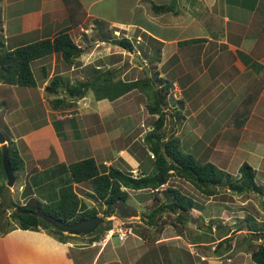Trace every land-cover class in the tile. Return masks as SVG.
Instances as JSON below:
<instances>
[{"label":"crops","instance_id":"crops-1","mask_svg":"<svg viewBox=\"0 0 264 264\" xmlns=\"http://www.w3.org/2000/svg\"><path fill=\"white\" fill-rule=\"evenodd\" d=\"M79 1L86 16L82 23L71 27L67 32L74 43L81 47L80 55L70 64L64 62L58 53L33 60L30 68L35 86L32 87L0 81V98H3L0 99V112L4 107L2 105L12 102V99L16 101L15 108L3 112V119L12 141L17 144L15 146L24 160L22 172L27 176L31 195L35 197L42 195V199L54 192L44 190L49 183L56 181V190L70 183L67 165L85 158H92L99 170L116 168L130 173L132 177L146 174L152 168L151 165L144 164V159L152 161V158L151 152L145 149L143 137L153 125L147 126L146 130L143 129L138 134L135 130L145 126L143 110L154 119L157 114L148 113L146 102L143 103L141 97L138 98L136 90L129 91L114 100L96 99L94 95L91 99L92 97L86 93L82 97L75 98L66 91L78 82L85 81L88 84L87 81L92 75H105L107 72L115 75L113 81L122 78L126 81L135 80L139 77L138 71L142 68L133 61L134 55L145 65L147 64L139 49L130 55L129 62H124L123 56L126 50L113 44L114 37L93 39L91 28L92 23L97 19L105 22L109 28H116L113 30L115 33L126 30V25L122 21L101 20L96 14L93 15L91 8L97 0H89L87 6L85 0ZM177 2L178 0L176 4ZM186 2L180 15L172 14L165 18L166 12H150L153 21H161L164 24L159 26V29L148 31L142 23L130 26L138 30L136 37L141 40L138 44L143 46L146 44L142 32L162 43L160 58L156 61V71L158 77L170 83L169 91L174 88V91H184L194 83L197 86L195 92V96L199 97L197 108L188 107L190 106L188 100L191 97L188 93L185 100H179L182 101L181 104L175 101L170 103L167 95V105L164 109L167 112L174 113V110L179 112V118L169 116L167 120L170 123L181 120V124L179 123L181 126L172 128L170 133L176 135L175 131L182 130L190 135V140L194 139L198 143L203 137L204 129L201 127L203 118L208 120V117L212 119L221 116L224 111L223 104L230 105L232 99H242L257 76L261 77L264 74V22L259 19L261 14H264V0H191L188 6ZM203 11L211 12L223 19L224 30L220 39H214L195 17V13ZM241 11L245 12L247 19L243 20L244 14ZM87 19L88 28H84L83 24ZM68 24L62 0H0V50L12 51L27 43L52 38ZM162 29L188 31L195 33L196 36L167 37L162 33ZM216 29L214 26V32ZM96 33L100 32L96 30ZM195 37H205L207 40L200 44L178 46V41ZM239 52L249 57L251 64H244L238 56ZM146 67L148 68V65ZM144 73L146 76L150 75L149 69L148 75L145 71ZM54 75L62 77V86L56 92H48L46 86ZM211 84L216 87L208 93L209 88L214 87H210ZM155 87L159 86L154 85ZM229 87H236L239 90L244 88V93L235 92L237 93L235 94L232 89L227 90ZM213 94L215 95L212 96ZM204 96H211V100H217V104L203 105L201 101ZM57 98L63 99V102L56 103L53 107L51 101ZM132 101L139 106L136 112L138 117L131 128L123 130L119 125L125 119L132 118L127 113ZM237 104L235 103V109ZM229 117L231 116L227 119ZM230 119L228 122L230 121L231 127H237L239 132L235 133L236 140L232 138L233 131L230 133L228 143L230 142L231 147L228 150L226 149L228 145H225L223 152L227 154L229 151V157L237 160L241 157V162H247L255 170L257 183L264 184V84L243 125L236 126ZM223 123L224 120L221 124ZM188 124L190 126L185 127L184 130L183 127ZM191 124L194 125L193 128ZM14 128L20 129L19 132L17 131L18 134H13L11 129ZM198 130H200L199 134ZM137 146L142 149V155L136 152ZM202 146L205 150H210L209 144L203 143ZM204 160L210 161L208 158L202 161ZM214 164L228 170L224 168V163ZM80 184L83 183H73L74 190L76 186L81 187ZM121 188L128 191V195L129 191H141ZM11 189L12 187L10 191ZM38 192L41 194H37ZM75 192L84 201L83 196L86 195L82 196L76 190ZM135 201L139 205V201L136 199ZM2 202L0 200V204ZM87 206L89 207L88 204ZM133 208L139 215V210ZM196 211L203 219V214L197 209ZM140 216L144 221L146 220L143 215ZM206 223L192 219L187 222L181 234L175 233V229L170 226L171 231L163 228L157 234L153 233V230L148 234L145 233L146 239L139 234L144 233V230L129 229V232H135L131 233L130 242H135L136 245L129 242L130 246L127 244L118 250L108 246L112 236H104V238L102 236V240L99 238L90 242L88 235L70 234L59 238L42 228L29 230L10 227V230L0 233V264H256L251 259V251L256 248L255 243H260V239L251 237L252 239L248 240L246 229L234 231L232 228L231 232L234 233L225 236L231 237L228 243L219 244V241L225 237L207 239V236H213L211 232L215 229L213 226L211 232L205 235L203 229ZM144 226L146 227L145 224ZM115 228L117 227L112 229ZM127 236L126 233L124 239L118 240L124 242ZM80 238L87 239L81 241Z\"/></svg>","mask_w":264,"mask_h":264},{"label":"trees","instance_id":"trees-1","mask_svg":"<svg viewBox=\"0 0 264 264\" xmlns=\"http://www.w3.org/2000/svg\"><path fill=\"white\" fill-rule=\"evenodd\" d=\"M67 13L68 26L58 31L52 38H44L31 43L24 44L22 46L14 48L12 51L0 50V79L7 84H16L18 86H35V79L33 77L30 63L38 58L46 56L51 53H58L64 62L70 64L75 60L81 53V47L69 36L67 30L71 27L78 26L84 20L86 12L83 9L82 4L79 0H62ZM152 4V8L155 13H164L167 10H175L176 6L172 7L169 4L156 5ZM175 15L178 14L174 11ZM195 17L202 23L207 32L211 34L214 39H220L221 33L224 30L223 19L217 15L208 12H197ZM98 24L97 29L100 32L98 35L104 36L101 32L100 25L102 21L95 20ZM216 26L214 32L213 27ZM220 31V35L216 34ZM144 39L155 47L149 51L143 50L142 45L138 44L140 54L146 59L148 67L150 64L158 61L160 58V46L161 42L149 35L141 33ZM205 37H195L178 41V46H184L189 44H200L206 41ZM113 44L118 45L128 52L134 51V44L130 38L120 37L119 39H113ZM238 56L242 62L246 65L251 64L249 57L239 52ZM144 72V71H143ZM155 77L150 78V75L144 76L142 79H135L132 81H122L120 79L113 81V73L107 72L105 75H92L88 84L92 85L93 93L96 99L109 98L114 100L123 94L133 90L139 89L140 83H146L152 87V96L148 100L151 102L147 106V111L150 114H157V117L152 122V128L147 131L143 137V141L146 147H149L153 154L152 160L154 164L151 171L132 177L128 172H122L116 168H110L107 171L99 170L98 165L92 158H85L79 161L69 163L67 170L70 177V183L60 186L56 191L52 193V196L46 198V202L37 199L32 196V191L28 185L22 188L23 199L17 201V204L13 202H4L0 204V211L4 208H8L9 205H13L14 208L10 211L9 217L15 220L20 229L37 230L38 228L46 229L55 236L62 238L69 236L70 233H63L48 221L45 217L54 218L64 223H73L80 218H88L95 216L97 210L93 207H88L86 203L77 195L73 188V183H85L88 182L91 185L89 191H85L84 194L93 199L96 203H103L106 205L104 213L112 214L115 209L113 204L119 200L126 202L128 197V191L122 189L124 187L130 190H149L151 192V206L148 208V212L145 213V222L147 226L156 225L157 219L162 213L170 212L174 215L173 223L171 225L175 228L178 234H181L185 229L188 221L196 219L201 221L199 215L193 214L192 209H198L195 200L182 193L177 188L170 186L168 181L171 177L175 176L178 178L185 179L191 183L199 192L211 196L223 190V186H227L229 191L237 194L254 191L261 195V185L255 182V170L245 161L241 162L237 169V177L225 169H221L214 163L201 159H198L192 153L185 151L182 148L180 138L173 132L167 134L164 129L165 122L169 116H176L179 118V112L174 111L167 112L164 107L167 105V95L169 94L170 83L158 77V72L155 70ZM78 82L77 84L67 88V93L71 96L82 97L86 89H82L78 93L79 86L84 83ZM63 79L60 75H54L50 78L46 90L48 92H56L61 88ZM258 87L253 88L245 95L243 101L239 103L235 109V122L236 126L241 127L253 106L263 84L264 74L257 81ZM154 85L159 86L155 87ZM139 87V88H138ZM9 93L11 91L9 90ZM54 107L56 103H62L63 99H54L51 101ZM178 103L182 101L177 100ZM5 103V102H3ZM3 109L0 112V130H3L7 139V157L6 160L9 162L14 174L15 181L18 179L17 175L20 170L24 168V160L19 153L18 148L13 145L12 137L10 132L3 121L2 113L5 110H11L17 106L14 99L12 102L2 105ZM64 106V105H63ZM244 114L241 119L237 118L238 114ZM176 114V115H175ZM245 118V119H244ZM2 128V129H1ZM162 148H164L166 154L170 156V160H167ZM0 191L4 189L6 182V175L3 168V157L0 146ZM213 185L214 188L210 187ZM163 187V197H158L159 188ZM155 190V192H154ZM37 212V213H35ZM38 212H42L43 216L39 215ZM250 216L244 218L246 220V227L248 234L246 239L251 240L250 233L257 235L258 239L264 238V224L259 226L255 222L250 223ZM2 219V216H0ZM252 219V218H251ZM243 221V220H242ZM253 224V225H252ZM120 225L116 220L107 221L106 224H99L97 231H92L87 234L90 238V242L97 241L100 235L109 229ZM200 226V225H199ZM218 230L220 224H215L214 220H210L205 224L204 232L208 235L211 232L212 227ZM201 228V227H199ZM236 230L242 229L237 225ZM244 228V227H243ZM9 228H4L0 233L8 231ZM144 239L147 236L144 233H139ZM231 237H225L219 241L228 243ZM261 243V242H260ZM258 243L256 248L251 251V259L256 264H264V244Z\"/></svg>","mask_w":264,"mask_h":264},{"label":"rangeland","instance_id":"rangeland-1","mask_svg":"<svg viewBox=\"0 0 264 264\" xmlns=\"http://www.w3.org/2000/svg\"><path fill=\"white\" fill-rule=\"evenodd\" d=\"M88 1L89 0H85L86 6L88 5ZM185 2H186V0H184V1L178 0L177 8L175 10H167V12H166L167 14H166L165 18L174 14L175 13L174 11H178L176 13H178V15H180L183 12L182 9H183ZM151 3H154L156 5H158V4L159 5L169 4V0H97L91 8V13L93 15L96 14V16L101 18V20L103 19L106 21H122L126 25V28H125L126 30H120L117 33H115V32H113V30H115L116 28H109L105 22H102L99 25H100L101 32L103 33L104 36H101V35L99 36L98 33H96V30H98L97 29L98 24L92 23V28H91L92 29V31H91L92 38L93 39H95V38H110V36L114 37V39H119L120 37H126V36L131 38V40L134 44V47H135L134 51H132V52L125 51V54L123 56L124 62H129L130 61V55H132L133 52H135V53L137 52L138 47H139L138 43H141L140 38L136 37L138 34V30H134V28H132L130 25L142 23L143 25L146 26V30L151 31V32L156 30V29H159L158 28L159 26L160 27L164 26V24H162L161 21H159V22H155V20L153 21V18L150 14V12L151 13H152V11L154 12ZM190 3H191V0H187L186 5L190 4ZM242 13L244 14L243 20L247 19L245 12H242ZM262 14H261V17L259 19H261L264 22V20H263L264 14L263 15ZM181 17H183V16L181 15ZM88 19H90V18H88ZM88 19L83 24L84 28H88L87 27L89 24ZM176 30L177 29H175L174 31L168 30V29H162V33H164V35L167 37L168 36H170V37H172V36H176V37L177 36H187V37L188 36H196L195 33H189L188 31L181 32V30H177V31ZM197 30L201 32L200 29H197ZM179 32H181V33H179ZM145 33L143 32V34H145ZM216 34L220 35V31H217ZM83 44H86V43H83ZM154 47H155L154 45L149 44L147 41H146V44H144V46L142 45V49L149 51V53H150L151 49ZM146 65H148V63ZM156 68H157V62L155 64H153V63L150 64L149 67L147 68L150 71V78L151 79H153L155 77L154 72H155ZM138 74H139V77L136 79H142V78H144V76H146V75H144L145 73L143 72L142 69H140L138 71ZM128 76H129V74H128ZM166 77H168V75H166ZM259 78L260 77L257 76L256 81H254L253 85H251L249 87L248 91H250L253 88L258 87L257 81ZM0 81H2V80L0 79ZM122 81H126V80L124 78H122ZM129 81H131V80H129ZM85 83L86 82H84L82 84H85ZM138 86H140V88L139 87L138 88L141 89V90H139V92H138V89H133V90L137 91L136 93H138V98L141 97L142 102L143 103L146 102V104L148 106L149 103L151 104V102H150L151 100L149 101V103H148V100L152 96V87L147 85L146 83H142V84L140 83ZM212 86H214V85L211 84L210 87H212ZM215 87L216 86H214L213 88H209L210 91L208 93L212 92ZM236 87H237V85H236ZM236 87L235 88L229 87V88H227V90L229 89V91H230L232 89V91L234 93L237 92L238 94L244 93V88L242 90H239V89H236ZM85 89L87 91V92H85L86 95L87 94L90 95L92 97L91 99H93L94 93H93L92 85L85 87ZM174 89H171L169 91V94H168L169 95L168 98H169L170 103H172L173 101L177 102V100H180V99L185 100V96L188 95V93H189V95L191 97L188 100L190 102V106H188V107L194 106L195 108H197L199 97L195 96L196 95L195 92L197 91V86L195 85V83L190 88H188L187 90H184V91L183 90L174 91ZM248 91H247V93H248ZM140 92H141V94H140ZM237 93H235V94H237ZM214 95L215 94H213L212 96H214ZM75 98H78V96H75ZM211 98H212L211 96H207V97L204 96L201 102L203 103V105H206L207 103L217 104V102H216L217 100H213V99L211 100ZM0 99H3V98H0ZM242 99H239V100H237V98L232 99L230 101V105L223 104L224 107L222 106V108L224 109V111L222 114H220L221 116H219L218 118L212 117V119H211L208 117L209 121L206 118H203V120L201 122V127L204 129V132H203V137H202L201 141L198 142L200 144L196 143L197 141L194 139L190 140V135L183 132L182 130L180 132L175 131L176 135L180 138L182 148L185 151H188V152L192 153L193 155L199 154L197 156V158L199 157L202 160L204 158L205 159L208 158V159H210V161L212 163L214 162V163H217L218 165L224 163L223 164L224 168H227L228 169L227 171L235 177H237V174H238L237 173V169H238L237 166H238V163L241 162V157L238 160L236 158L234 159L233 157L230 158L229 157L230 156L229 151L226 154V152H223V149L225 150V145H228V148H226L228 150H229V147H231L230 142L228 143V141L230 140V133L232 131H233L232 132L233 133L232 138L236 140L235 133L239 132V129L237 127H235V128L233 127L234 128L233 129L231 127L232 125H230L231 124L230 121L228 122V119L231 118L230 120L232 122L237 121L235 119V117L233 116L235 113L234 107H235V103H238L237 104V106H238L239 103L243 101ZM193 103H194V105H193ZM229 106H230V109H229ZM138 107H139L138 104H136L133 101L131 102V108H128L127 113L129 114V116H132V118H130V120L125 119L124 121H122V124L119 125L123 130H126V128L129 129L134 125V120L138 117L136 115V112L138 111ZM226 108L228 110H226ZM139 113H140V111H139ZM142 114H143V120H144L145 126L143 128H141V127L136 128L135 133H137V134L140 133L143 129L146 130L147 126L148 127L151 126L152 122L154 120V117L148 116L145 110L142 111ZM228 116H231V117H229L227 119ZM232 116H233V118H232ZM2 117H3V113H2ZM242 117H244V114L239 113L237 115L238 119H241ZM223 120H224V123L221 124ZM3 121L5 122L4 119H3ZM189 121L190 120H188V122ZM179 123L181 124V120H178L177 123H170V122L166 121V128H165L166 132L170 133L172 128L180 127L181 125H179ZM32 125L34 126L33 123H32ZM35 126H36V124H35ZM188 126H190V125L188 124V125L184 126L183 127L184 130H186V128H188ZM191 127L193 128L194 125L191 124ZM197 127H200V126H197ZM175 129H177V128H175ZM11 130H13V134L15 135L16 133L18 134L20 129L18 130L16 128H14ZM1 131H3V130H1ZM177 132H178V134H177ZM199 133H200V130H198V134ZM216 135H219V137H217ZM223 136H224V138H223ZM203 143L205 145L209 144L210 150H208V149L205 150L203 148L204 145L202 146ZM6 145H7V142H6ZM13 145H17V144L13 142ZM138 146L136 147V152L141 153V155H142V149ZM145 149L151 152L149 147H147V148L145 147ZM217 151H219V152H217ZM220 153H223V155H220ZM228 158H230L231 161L228 160ZM144 160H145L144 164L146 166H149V165L153 166V164H154L153 160L149 161V159H147V158ZM17 177H18V179L15 181V183L12 186V189L10 191V194L8 195L9 196V202L11 201L15 204H17L18 200H20L22 202V198H23V194L21 192L22 188L25 185H28L27 176L26 175L24 176L22 170H20L18 172ZM257 179H258V177L255 178L256 183L258 181ZM56 184H57V182L53 181V182L49 183L45 187L44 190L46 192L56 191V187H55ZM168 184L170 186L177 188L182 193L192 197L195 200L196 205L198 207L197 210H199L201 212V214H203V219H202L203 223L209 222L210 220H214L215 224L221 225L218 228V230L216 229V230H213V232H211L213 234V236H210V235L207 236V239H209V240L214 239L215 237H217V238L225 237L226 234L227 235L233 234L234 231H236V228H235L236 225L239 228H242L241 230L245 229V226L242 224V220L244 221V218H246L248 216H250V218H249L250 223L255 222L256 225H259V226L264 224V184H261V187H260L261 188L260 189L261 195H259L257 192H254V191L237 194V193H234L232 191H229L227 189V186H224L222 191H220L214 195H211V196H207V195L199 192L191 183H189L185 179L178 178L175 176H173L169 179ZM257 184L259 185V183H257ZM20 185H21V187H19ZM80 186L81 187L76 186L75 190L82 196H83L85 191H89L91 189V185L88 182L80 184ZM162 189H163V187L159 188V191L156 192V193H158V197H160V198L163 197ZM154 192H155V190H154ZM37 194H41V193L38 192ZM151 194L152 193L149 192V190H141V191H137V192L136 191H129V195L126 199L127 204L130 206L136 207L139 210V213H138L139 215H135V216L131 215L128 217H123L121 215H118L116 213V211H114L112 214L107 215L106 213H104V211L106 209V205L103 206L100 203H96L93 199H91L87 196L86 197L83 196L84 201L89 205V207H93L97 210L96 215L103 217V222L101 224H106L107 221L114 219L117 221V223L120 224L119 226H121V228H124V230H127L128 236L124 242H120L118 240L117 233L112 235V237L110 239V243L108 245L109 248L112 247V248L118 250L120 247H123L127 244L129 245V242L131 241L130 239L132 237L131 233L135 229L144 230V234L145 233L148 234L152 230H153V233L157 234V232H160L163 228H166L167 230L171 231L170 226L173 227L171 225V223H173V221H174L173 220L174 215L170 212L162 213V215L156 220L157 221L156 225H153V226H147L146 222L140 216V215H143V217H144L145 213L148 212V208H150L151 202H152L151 201ZM36 198L41 200V201L46 202V198L42 199V195H40V197L36 196ZM133 198H135L136 200L139 201V205H138L137 201L134 202L135 199L133 200ZM92 202H94V204ZM11 210H12V207H10V205H9L8 208H4L3 210L0 211V216H2V219H0V232L4 228L17 227L18 226L17 222L15 220H12L11 217H9V213ZM192 212H193V214L197 213L196 209H192ZM139 217H141L140 220H139ZM139 221H141V222H139ZM144 224L146 225V227L144 226ZM119 226H117V228ZM99 227L100 226L98 225L95 228L96 229L95 231H97L99 229ZM147 227H149V228H147ZM232 228L234 229V231L231 232ZM129 229H132L133 231L129 232ZM173 229H175V228L173 227ZM8 230H10V229H8ZM145 231H147V232H145ZM128 232H129V234H128ZM134 233L135 232H133V234ZM175 233H176V231H175ZM104 234L105 233L103 232L100 235L101 240H102V236L104 238ZM86 239L87 238H80L81 241H86ZM259 242L264 244V238L263 239L261 238L259 240ZM130 243L136 245L135 242H130ZM141 243L142 242H140V244ZM255 245H257V243H255Z\"/></svg>","mask_w":264,"mask_h":264},{"label":"water","instance_id":"water-1","mask_svg":"<svg viewBox=\"0 0 264 264\" xmlns=\"http://www.w3.org/2000/svg\"><path fill=\"white\" fill-rule=\"evenodd\" d=\"M169 5L172 7L176 6V0H169ZM134 58L135 59L133 61H135L148 75V69L146 65L136 55H134ZM85 86H87V83L79 87L78 93H80L82 88H84ZM6 142H7V139L4 133L0 130V146H1L2 157H3V168H4L5 175H6V182H5L4 189L0 192V198H1V201H3L2 203L9 201L8 194L10 192V188L15 183V174L9 162L6 160V157H7ZM162 150H163V153L166 159L170 160V156L166 154L164 148H162ZM210 187L214 188L213 185H210ZM10 207H12V209L14 208L13 205H10ZM113 207L118 211L119 215L123 217H128L130 215H134V216L137 215L136 209L128 205L127 203H125L123 200H119L118 202L113 204ZM38 214L43 216L42 212H38ZM45 219L46 221H48L50 224H52L54 227H56L63 233H70L74 235H87L91 233L92 231H94L95 228L103 222V217L98 216V215L88 217V218H80L77 221L73 223H69V224L64 223L60 220L54 219V218H50V217H45ZM242 224L245 227L247 225L246 221H242ZM250 236L254 237L255 239L258 238L257 235H253L252 233H250Z\"/></svg>","mask_w":264,"mask_h":264},{"label":"built area","instance_id":"built-area-1","mask_svg":"<svg viewBox=\"0 0 264 264\" xmlns=\"http://www.w3.org/2000/svg\"><path fill=\"white\" fill-rule=\"evenodd\" d=\"M150 156H151V158H153V154L152 153H150ZM115 233L118 234L117 235L118 239L122 240V239H124V237H125V235L127 233V230H124V228H121V226H119L118 228H115V229L106 230L104 236L105 237L106 236L111 237Z\"/></svg>","mask_w":264,"mask_h":264},{"label":"flooded vegetation","instance_id":"flooded-vegetation-1","mask_svg":"<svg viewBox=\"0 0 264 264\" xmlns=\"http://www.w3.org/2000/svg\"><path fill=\"white\" fill-rule=\"evenodd\" d=\"M0 200H1V198H0ZM116 210V209H115ZM116 212L118 213V211L116 210ZM119 214V213H118Z\"/></svg>","mask_w":264,"mask_h":264},{"label":"clouds","instance_id":"clouds-1","mask_svg":"<svg viewBox=\"0 0 264 264\" xmlns=\"http://www.w3.org/2000/svg\"><path fill=\"white\" fill-rule=\"evenodd\" d=\"M224 187V186H223ZM247 230V229H246ZM104 233H105V231H104ZM258 239V238H257Z\"/></svg>","mask_w":264,"mask_h":264}]
</instances>
